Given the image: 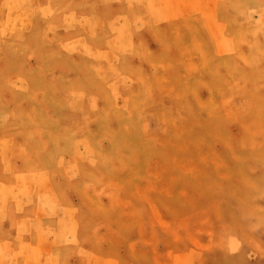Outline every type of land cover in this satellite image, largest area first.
I'll return each mask as SVG.
<instances>
[{
    "label": "rangeland",
    "instance_id": "1",
    "mask_svg": "<svg viewBox=\"0 0 264 264\" xmlns=\"http://www.w3.org/2000/svg\"><path fill=\"white\" fill-rule=\"evenodd\" d=\"M72 1L79 3L82 0ZM238 1L168 0L166 3L154 0L150 22L142 27L140 16L132 18L133 31L149 28L159 38L166 36L173 41L174 51L170 59H166L168 72L159 78L162 95H182V88L189 79L195 74L201 75L199 65L212 59L226 63L235 44L248 51L249 32L256 25H264V4L256 3L245 15ZM40 10L39 0H29L27 12L18 6L14 8L20 15L13 23H17L24 37L36 39L9 58L13 66L5 80L8 85L21 87L25 74L29 73L54 75V65L41 63L44 50L49 56L55 51H71L77 60L93 59L99 65L115 67L119 63L116 49L95 37L91 27L95 15L89 9L67 8L66 12L72 16L69 24L59 21L54 12L42 14ZM5 14L1 7L0 40L10 38L9 34H12L3 27ZM113 20L118 24L125 23L120 15ZM69 25L77 31L63 34ZM41 26L44 30L38 36ZM143 49L148 57L157 49V41L151 38L144 42ZM124 51L129 57L131 74L130 70L136 71L142 64L143 55L132 48ZM147 70L152 77L160 74L156 65H147ZM124 75L128 81L120 75L107 81L112 105L122 111L130 107L135 86L133 78ZM243 90L244 87L237 84L232 93L243 95ZM198 95H202L207 105V111L199 114L202 120L212 116L215 96L221 97V113L226 122L224 133L213 127L207 135L192 134L189 118L179 114L169 123L158 116L151 118L146 128L154 144L142 167L143 174L129 170L125 176H115L108 182L102 179L83 182L74 188L68 201L57 189L49 169L30 168L26 175L18 177V170L11 171L21 169L25 159L15 134L5 130L11 115L3 109L0 114V158L10 177L0 178L3 181H0V216L4 219L1 225L9 229L13 223L23 239L11 244L0 239V264H20L21 257L25 264H72L76 260L80 264H264V242H261L264 237L258 238L251 231H246L243 236L247 244L244 257L237 263L231 260L232 231L238 227L235 215L224 203L226 195L240 197L244 191L260 187L258 171L250 166L249 169L242 162L230 163L226 158L234 143L255 134L257 128L248 122L251 119H241L250 103L231 102V97L235 96L222 83L215 86V94L199 87ZM168 97L157 104L155 115L163 111ZM88 101L93 112L100 109L98 94L89 93ZM260 127L264 129V124ZM90 149L92 155L101 153L93 147ZM86 150L82 146L79 152L83 154ZM256 153L259 161L264 159L263 148ZM65 158H70V154L67 153ZM65 170L71 175V187L85 177L84 171H72L69 164ZM26 182L30 188L24 191ZM16 203L29 207V212L20 207L13 220L8 222L4 217ZM258 208L261 212L264 207L259 204ZM81 210L87 215V222L80 215ZM69 221L74 229L67 226ZM35 222H46L50 228L41 224L34 229ZM60 238L63 239L62 246L55 250ZM33 245L35 249L31 254L29 249Z\"/></svg>",
    "mask_w": 264,
    "mask_h": 264
},
{
    "label": "bare ground",
    "instance_id": "2",
    "mask_svg": "<svg viewBox=\"0 0 264 264\" xmlns=\"http://www.w3.org/2000/svg\"><path fill=\"white\" fill-rule=\"evenodd\" d=\"M39 3L42 14L54 12L59 21L67 24L72 21V16L66 12L67 8L89 9L95 15L94 22L91 23L95 37L104 45L116 49L119 63L115 67L108 64L99 65V62L93 59L79 61L71 51H55L49 56L44 50V60L41 63L54 65L56 67L54 75L29 73L25 74L21 87L8 85L5 80L13 66V63H9V58L21 51L22 47L33 44L36 38L24 37L17 23L16 25L13 23V19L16 21L15 18L20 15L14 12L15 6L27 12L29 0H0V8L2 7L6 13L3 27L12 33L9 34L10 38L0 40V114L3 109L9 111L11 116L5 130L15 134L13 136L22 147L25 159L21 169L13 168L11 171L18 170V177L26 175L30 168L49 169L65 201H68L74 188L80 187L83 182H93L97 179L108 182L115 176H125L129 170L135 171V174H143L142 167L148 161L147 155L154 144L146 128L150 123L147 122L149 119L158 116L167 119L169 123L179 114L183 118H189L192 134L204 136L208 134L209 128L213 127L225 132L226 122L221 113L223 107L221 97L215 96L212 108L214 112L211 117L206 120L199 118L200 112L207 111L204 98L198 95L199 87L202 91L206 88L215 94V86L222 83L232 96H235L231 97V102L250 103L243 111L241 119L247 121L244 118H250L249 125L257 128L254 135L243 138L237 144L234 143L230 152L226 154L230 163L242 162L249 169L252 167L260 173L258 178L260 187L244 191L240 197L231 196L229 193L224 197L226 200L224 203L235 215V224L238 227L232 231L233 245L229 256L235 263L241 261V257H244L243 250L247 248L243 240L246 231H251L258 238L264 237V208L261 212L258 208L259 204L264 207V159L259 161L256 153L257 150L264 149V129L260 127L264 124V25H256L249 32L248 51L243 46L235 44L233 53L226 63L212 59L206 64L199 65L201 75L195 74L189 79L182 88L183 94L168 97L160 92L159 78L168 72L166 59H170L174 51L173 41L166 36L159 38L149 28L141 32L138 31L139 28L133 31L130 26L132 18L138 16L143 19L142 27L151 21L154 0H82L79 3H73L72 0H39ZM238 3L247 15L251 7L256 3L264 4V0H239ZM235 10L234 8L231 12L234 14ZM118 15L125 19L124 24H118L113 20ZM43 30L44 27L41 26L37 35L40 36ZM75 31L77 28L69 25L63 34H73ZM151 38L157 41V49L147 57L143 46L144 42ZM127 48H132L143 55L142 64L136 71L130 70L131 74L128 71L129 57L124 51ZM240 55L243 57L240 58ZM245 61L247 62L243 64ZM147 65L159 67L160 74L152 77L148 74ZM124 74L129 79L133 78L135 86L132 88L130 107L122 111L113 107L107 81L116 75L128 81ZM237 84L244 87L242 92L244 96L232 93ZM91 92L98 94L101 101L100 109L94 112L88 101ZM166 97L168 98L163 104V111H158L160 113L155 115L157 104ZM82 146L87 148L83 154L79 152ZM90 147L100 150L101 153L92 155ZM67 153L70 154L68 159L65 158ZM68 164L72 171L79 170L81 173L84 171L85 174L74 187H71L69 181L71 175L65 170ZM8 177L10 176L6 165L0 158V178ZM33 179L31 176L30 180ZM28 185L29 182H26L24 191L30 188ZM20 207L24 212H29V207L16 203L4 217L5 220L12 221L16 209ZM80 215L87 222V215L83 210ZM3 220L0 216V239L6 240L8 244L19 243L23 237L16 232L13 223L9 229H5L1 225ZM41 224H46L50 228L46 222H35L34 229ZM67 226L74 229L70 221ZM62 243L63 239L60 238L55 250L60 249ZM34 249L35 245L29 249L31 254ZM21 258L20 264H25V260Z\"/></svg>",
    "mask_w": 264,
    "mask_h": 264
},
{
    "label": "crops",
    "instance_id": "3",
    "mask_svg": "<svg viewBox=\"0 0 264 264\" xmlns=\"http://www.w3.org/2000/svg\"><path fill=\"white\" fill-rule=\"evenodd\" d=\"M72 264H80V261L79 260L73 261Z\"/></svg>",
    "mask_w": 264,
    "mask_h": 264
}]
</instances>
